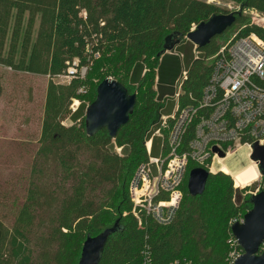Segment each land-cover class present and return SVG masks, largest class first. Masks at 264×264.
Returning a JSON list of instances; mask_svg holds the SVG:
<instances>
[{"label": "trees", "instance_id": "1", "mask_svg": "<svg viewBox=\"0 0 264 264\" xmlns=\"http://www.w3.org/2000/svg\"><path fill=\"white\" fill-rule=\"evenodd\" d=\"M223 1L238 4L240 12L194 57L188 41L173 53H160L168 35L184 40L193 26L215 14L227 15L204 0H0V65L49 78L65 74L73 62L77 71L67 85L48 82L34 153L23 167H14L15 177L0 191V264H77L86 238L115 222L117 231L109 236L99 264H232L231 254H242L235 242L231 245L230 227L250 210L252 194L249 187L234 190L232 179L222 173L209 175L196 197L188 195L185 181L169 225L147 219L139 228L127 214L131 178L147 160V132L159 119L160 101L173 95L182 67L186 80L180 103L194 104L219 49L251 32L261 35L242 12L264 14V0ZM97 77L100 82L111 77L136 96L133 113L115 138L105 129L92 137L85 133V111L93 100L85 98L87 104L81 93ZM75 100L79 106L72 112ZM66 120L70 125L63 124Z\"/></svg>", "mask_w": 264, "mask_h": 264}, {"label": "built area", "instance_id": "2", "mask_svg": "<svg viewBox=\"0 0 264 264\" xmlns=\"http://www.w3.org/2000/svg\"><path fill=\"white\" fill-rule=\"evenodd\" d=\"M250 11V26L258 28L261 35L251 32L219 49L212 58L208 83L194 104L180 103L182 82L186 80L183 68L173 95L166 97L159 119L147 132V160L136 168L129 184L131 208L127 214L139 228L147 219L160 226L174 220L192 168H203L209 175H227L234 190H241L255 181L242 184L237 180L240 171L236 173L229 164L242 154L262 178L250 158L255 143L264 146V14ZM75 66L73 62L65 74L57 77L71 80L77 72ZM78 105L73 101L71 111H76ZM154 138L160 140L156 155L152 154ZM263 251L264 243L259 253ZM239 255L233 256L232 263Z\"/></svg>", "mask_w": 264, "mask_h": 264}, {"label": "water", "instance_id": "3", "mask_svg": "<svg viewBox=\"0 0 264 264\" xmlns=\"http://www.w3.org/2000/svg\"><path fill=\"white\" fill-rule=\"evenodd\" d=\"M236 13L238 12L212 15L206 22L195 26L184 40L191 42L196 50L202 49L210 43L211 39L223 34L233 25ZM184 40L177 34L168 35L160 55L172 52ZM135 103V94H129L127 89L114 79H104L96 88L95 100L87 106L85 111L86 135L92 137L105 129L110 138H115L118 131L128 123ZM252 150L250 159L256 163L259 174L264 178V146L255 143ZM208 177L209 173L205 169L192 168L187 179L188 195L191 197L202 195ZM250 203L251 208L243 216L242 222H236L230 227L231 236L242 251L232 264H264V251L259 253L264 243V189L252 194ZM117 226L118 222H115L111 228L105 229L99 235L87 237L82 245L77 264H99L108 238L117 231Z\"/></svg>", "mask_w": 264, "mask_h": 264}, {"label": "rangeland", "instance_id": "4", "mask_svg": "<svg viewBox=\"0 0 264 264\" xmlns=\"http://www.w3.org/2000/svg\"><path fill=\"white\" fill-rule=\"evenodd\" d=\"M207 2L214 4L218 8L224 10L227 14L240 12V6L232 2L223 0H207ZM242 14L248 17L251 24L253 17L252 11L247 9L244 10ZM27 19L28 17L25 15L22 22L21 32L19 34L20 41L27 25ZM37 24L38 22L36 20L34 23L35 31ZM11 26L12 24L9 29V36L12 29ZM231 32L235 33L236 28H234ZM234 33L228 34L230 38L234 37ZM34 35L35 32L33 37ZM185 41L186 40H184V42ZM222 41L223 39L219 40V43ZM20 45L21 43H18L16 53L17 56L20 53ZM8 50L9 49H7L6 52ZM193 55L194 57H197L199 55L198 51L193 49ZM87 74L88 70L83 68L81 70V75L84 77V80L87 79ZM154 80L156 83L157 76H154ZM50 81L58 85H67L70 82V79L62 77L49 78L44 75L27 74L25 72L15 71L11 68L0 65V191L6 188L5 181L8 180L9 177H15L16 168L14 167H23L34 153L33 146L41 129L44 115L46 89L47 84ZM100 81L101 78L97 77L86 83L85 89L83 93H81L84 96L83 101L87 103L88 101L85 100V98L91 96L92 100H95L96 88ZM123 82L124 85L128 87L130 93H135V87H132V85L129 84L127 78H123ZM153 90L156 92V85H154ZM165 100L166 97L160 101V104L163 105ZM63 124L68 126L70 125V122L66 120ZM115 150L117 153L119 152L117 148ZM229 164L236 173L240 171V175L237 176V180L242 184L245 185V183L250 181H256H254V183H252L249 187L251 194H256L260 191L264 185V179L260 178L256 171H252L253 163L249 162V160L246 161L244 155L238 154L230 160ZM231 238V245L233 246L235 241L232 236ZM237 253L238 252L232 253L231 256L233 257Z\"/></svg>", "mask_w": 264, "mask_h": 264}, {"label": "crops", "instance_id": "5", "mask_svg": "<svg viewBox=\"0 0 264 264\" xmlns=\"http://www.w3.org/2000/svg\"><path fill=\"white\" fill-rule=\"evenodd\" d=\"M182 44V43H181ZM181 44H179L178 46H180ZM178 46H176V47H178ZM176 47H175V49H176ZM188 47H190V46H188ZM174 49V50H175ZM174 50L172 51V52H170V53H173L174 52ZM184 67H182V69H183ZM182 71V70H181ZM172 92H174V87L172 86ZM168 96H172V95H168ZM171 105H169L168 107H170ZM168 110H166L165 112H167ZM159 139H157V138H154L153 139V143H152V154L153 155H156L157 154V152H158V149H159ZM153 144H154V146H153ZM153 150H154V153H153Z\"/></svg>", "mask_w": 264, "mask_h": 264}, {"label": "bare ground", "instance_id": "6", "mask_svg": "<svg viewBox=\"0 0 264 264\" xmlns=\"http://www.w3.org/2000/svg\"><path fill=\"white\" fill-rule=\"evenodd\" d=\"M252 171H254V172H255V169H254V164H253V168H252ZM238 175H240V173H239ZM245 184H247V183H245Z\"/></svg>", "mask_w": 264, "mask_h": 264}]
</instances>
